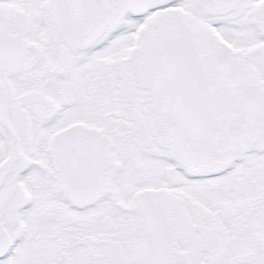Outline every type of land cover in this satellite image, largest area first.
<instances>
[{"label":"snow or ice","instance_id":"snow-or-ice-1","mask_svg":"<svg viewBox=\"0 0 264 264\" xmlns=\"http://www.w3.org/2000/svg\"><path fill=\"white\" fill-rule=\"evenodd\" d=\"M0 264H264V0H0Z\"/></svg>","mask_w":264,"mask_h":264}]
</instances>
